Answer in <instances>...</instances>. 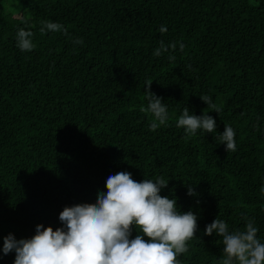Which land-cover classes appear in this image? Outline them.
I'll return each instance as SVG.
<instances>
[{"label": "trees", "instance_id": "16d2710c", "mask_svg": "<svg viewBox=\"0 0 264 264\" xmlns=\"http://www.w3.org/2000/svg\"><path fill=\"white\" fill-rule=\"evenodd\" d=\"M44 21L72 39L41 34ZM20 28L33 32L30 52L16 46ZM161 40L175 51L154 56ZM148 80L169 117L155 132L140 111ZM185 107L215 132L186 139ZM225 124L235 151L220 144ZM119 172L169 180L160 194L197 216L181 264H220L222 238L205 235L217 217L230 231L253 220L264 243V0H0V264L15 260L5 237L64 227V208L95 203Z\"/></svg>", "mask_w": 264, "mask_h": 264}, {"label": "clouds", "instance_id": "9594fccd", "mask_svg": "<svg viewBox=\"0 0 264 264\" xmlns=\"http://www.w3.org/2000/svg\"><path fill=\"white\" fill-rule=\"evenodd\" d=\"M158 31L163 35L167 28L162 25ZM40 32L63 33L72 39L58 22H42ZM32 37V31L20 28L16 34L17 48L32 51L35 48ZM73 43L82 45L83 40L76 38ZM176 47L175 42L165 45L161 40L153 55L161 56L169 49L174 52ZM184 47L179 43L181 51ZM168 59L174 61L175 56L169 54ZM152 82L146 81L147 107L142 106L140 111L151 115L149 130L155 132L169 117L162 98L151 91ZM199 98L213 112L221 111L210 96ZM176 126L185 131L188 139L198 130L215 132L216 121L206 112L202 116L191 115L185 107ZM235 135L227 124L219 134L220 144L226 146L227 152L236 150ZM168 182L163 177L137 182L128 172L110 175L105 183L106 193L98 192L95 203L64 208L59 215L64 227L53 230L37 225L36 234L30 239L16 240L9 234L3 239L2 252L7 255L14 251V264H181L178 257L189 251L188 242L196 237L197 216L191 210L181 213L175 198L160 194ZM260 191L264 193V186ZM194 194L189 186L188 195ZM245 219L244 230L230 231L228 224L218 217L206 226L205 235L212 236L215 232L222 238L220 264H264V243L257 238L258 228L253 220ZM133 227L138 233L134 239L130 238Z\"/></svg>", "mask_w": 264, "mask_h": 264}]
</instances>
